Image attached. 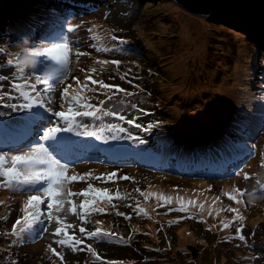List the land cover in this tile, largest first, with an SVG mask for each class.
<instances>
[{"label":"rangeland","instance_id":"rangeland-1","mask_svg":"<svg viewBox=\"0 0 264 264\" xmlns=\"http://www.w3.org/2000/svg\"><path fill=\"white\" fill-rule=\"evenodd\" d=\"M58 1L49 0L45 4L44 0H0V12L4 8L2 5L6 2L19 9L18 13H15L16 9H6L5 14L1 12L0 28L11 19H15L12 24L17 23V27L10 25L11 29L8 32L10 34L17 33L22 30L28 20L29 12L26 9L27 4L38 3L43 9L44 6L58 9L59 7L53 6ZM105 1L107 0H101L102 3ZM63 2L64 8L60 9L59 14L53 12L51 15L44 12L41 20V23L51 25L49 20L46 21L44 19L45 15L52 18L58 16L62 20L67 19L63 36L59 38L54 35L60 30V28L55 27L56 29L52 36H48L39 45V51L42 52L44 48L50 47L52 44L65 43L66 39H70L71 33L74 35L81 34L83 37H86L73 42L77 47H79L81 41H85L87 38L88 45H90L87 50L76 49L72 51L71 64L67 66V69L69 68L68 73L64 76L65 82L71 84L70 77L82 73L83 65L84 73L81 76L72 78L73 84L85 81L100 96L104 95L105 88L99 84H92L91 80L88 79L89 77L102 81L105 84L119 86L125 80L124 67H126L129 69L127 71L128 79L130 81L137 80L140 73L136 69L138 66L131 59L137 58L139 55L133 51H129L124 42L120 49L108 52V47L124 41L129 36L133 37L132 41L142 37L149 47L148 55L151 56L149 60L153 61L156 59L159 64H164L160 75L157 77L155 86L160 85L163 88H167V91H165L167 102L162 103V105L167 110L165 113L168 122H175L182 113V110H174L176 102H192L196 108H199L218 91L224 77L231 75L234 78L236 71L241 68V66L237 69L234 67L238 54H242L241 65L248 63L245 53L250 51L251 47L247 45L248 37L243 36L246 35V32H242L239 27H244L247 31L248 28L237 22H232L230 19H239L232 17V12L223 13L222 15H200L194 10L185 9L173 0H108V4L113 9L115 8L112 17H109V10H96V7L86 11L82 17H78L72 12L73 4L71 0H63ZM77 3L81 7V0H77ZM147 3L151 5H147ZM18 5L22 6L17 8ZM154 6H159L168 16L163 17L161 12L157 11L158 8L155 9ZM180 12H184L185 14L188 12L192 18H201L204 22L206 21L211 24L212 29L216 27L221 28L222 32H218V34L224 39L228 38L232 43L231 49L221 50V53L209 58V62L212 63L211 68H208L206 65L208 58L199 59L200 55L203 56L202 53L199 55L193 49L187 50L184 46L185 44H183L184 40L180 29L179 35L176 33L178 29L172 23L174 19L180 17ZM8 13L9 16L4 19ZM157 13L161 16L159 17ZM143 18L147 20L145 26L136 23ZM111 22L118 25H112ZM119 25H122L124 28ZM135 28L139 32H135ZM125 31L127 34H125ZM251 45L253 46V43ZM95 47L94 51L86 52L93 50ZM192 47L195 48L194 46ZM175 48H177L176 53L172 57H168L173 52L172 49ZM0 49L4 57H8V59L0 63V69H3L10 65L11 58L9 57L8 45L1 44ZM162 49L168 51L163 52ZM78 53L82 54L77 55ZM90 55L93 56L92 61ZM69 58L70 55H68L67 60ZM182 60L188 61L189 68L194 69V75L198 83L195 88L189 90L183 89L180 87V80L176 79L181 73L174 68V62ZM117 61L119 63H115ZM54 62L60 64L55 60ZM201 70L209 72L208 78L203 80L206 84H202L197 76V72H201ZM9 76L11 88L18 90L16 86L17 71H11ZM192 77L193 75L189 74L188 80H191ZM0 78H2L0 79L1 82L5 76L0 74ZM173 88L176 89L173 90ZM235 88L237 90L238 87L236 86ZM109 89L116 90L115 88ZM29 97L31 98L32 96ZM198 99H202V101ZM121 111L125 112V110ZM139 175L137 183L143 187L146 175ZM159 180H163L168 184H178L179 186L189 183L185 179L167 180L159 178ZM253 184V178H246L243 180L238 179L230 185L231 190H238V192L244 193V197L240 198L232 195V193H227L225 190L214 191L218 195L221 193L229 195V201L222 203V210H217V215L211 214L206 209L207 206L213 204V201L210 198L201 197L188 199L186 211L185 209H181L184 211L175 210L177 209L176 206L171 207L168 204V208L173 211H170L167 220H162L156 214L149 211L143 214L136 213L126 220L130 222L135 218H145L150 222L151 226L133 234L132 239L134 242L129 245L130 247H124L121 244L118 245L119 249L112 246L105 248V246L110 244L109 241L98 239L95 242L102 245L104 249L87 246L80 250L81 254H77L72 248L71 258H67L65 253L57 248L56 244L46 247L40 244L24 250H18L16 247L17 250L11 255L19 257V259L23 260V263H14L11 260L8 263H4L6 253L11 251L3 250V254L0 251V264H264V198L253 199L248 193ZM188 187L199 188L204 194H208L211 191L207 190L205 184L199 181H192ZM215 188L218 189L220 187ZM240 189L243 191H240ZM10 191L14 195V191L11 188ZM10 191H4L7 193V197L5 201L0 200L2 205L0 212L8 211V203L11 202L12 197ZM52 215L53 219L48 220V237H51L50 241L61 237V239L66 241L64 245H60L65 250L69 249L70 244L83 245L86 242L85 232L81 233L77 229L78 227H76V218L59 217L56 214ZM155 220L160 221L162 224L159 227H154ZM123 221V215L115 217V222L119 225H122ZM225 223L229 225L228 228L223 227ZM56 227L64 229V232L60 236L52 235ZM4 229L0 223V245L10 234V231L4 233ZM125 231L121 230V232ZM180 231H183L184 235L190 239L184 247H182L179 238ZM117 232L113 230V233ZM240 235H243L245 239L241 240L239 238Z\"/></svg>","mask_w":264,"mask_h":264},{"label":"clouds","instance_id":"clouds-1","mask_svg":"<svg viewBox=\"0 0 264 264\" xmlns=\"http://www.w3.org/2000/svg\"><path fill=\"white\" fill-rule=\"evenodd\" d=\"M71 3L74 4V6H77L79 8H82V6H92V7H96V8L99 7L102 9H106L109 11L111 9H113V7L108 4V0L103 2V3L101 2V0H81V7L78 5L77 0L71 1ZM29 4H27V6ZM22 5H20V6H22ZM20 6H17V8H19ZM14 9H16V8H13L12 10H14ZM18 10L19 9H16L15 13H18L17 12ZM9 13L4 17V19L7 16H9ZM222 14L223 13L218 14V15H222ZM112 15H113V11L109 12V17H112ZM187 15L190 16V14L188 12H187ZM231 15H232V17H237L239 19L243 15L246 17H250V18H258V19L260 18V16H253V15L249 16L245 12H232ZM181 17H182V15L180 14L179 18H181ZM239 19H237V20H239ZM233 20H235V19H233ZM14 24L16 26L18 25L17 23H14ZM111 24L112 25H118V24L112 23V22H111ZM119 26H122V25H119ZM134 27H135V24H134ZM127 29H129V28H127ZM134 31L139 32L138 30H136V28L134 29ZM248 31L250 32V37L247 34L243 35L245 37H248L247 45L249 47H251V50L245 53L246 54V60L248 63L242 64V65L239 64V66H241L240 70L236 71V75L234 78H232V76L230 75V81H229V83L231 85L234 83L233 86L238 87L236 90L237 91L236 101H235V104L231 110L232 114L234 115L235 118H232V115H231L228 118V120L222 126L217 127L214 131H212L210 133L202 134V135H198V136H193V137H188V136L175 137L173 135H170L166 131V127H165L166 123L168 121L166 120V118H162V114H161V116L158 115V110L156 109L157 103L153 102V100L151 98V93H150L153 88L159 87L163 91H164V88L160 85L155 86V82L157 81V79L153 83L152 87H147L145 85L146 81L142 82V84L144 85L141 89L142 96L149 100L148 107H149V111H150V121H152L153 119H156L160 122V124L162 126V136L156 142L152 143V145H154V148L149 147L150 152L156 153L158 155V157H160L162 159V163L159 164L157 162H154L156 165L155 169L141 168L140 174L146 175L144 178V186L143 187L148 186V185L150 186L151 184L152 185L157 184L156 181H152L150 179L151 177L149 174H155L158 176L160 175V179H167V180H169V179H175V180L185 179V180L189 181L188 184L183 185V186H179L178 184H174V185L168 184L165 181H164L165 183H158V184H161V186L158 187V189H157L159 191V193L157 194V201L165 200L163 202V206H162V213H164V214H169L170 211H173L172 209L168 208L169 207L168 204L171 205V207L176 206L177 209H175V210L180 211V209H181L180 198L182 197L183 192H185L186 187H188V185L192 181H198V179H192L193 178L192 176H185L184 177V176H180L178 174H173L168 169V168H171L173 163L175 162V160L178 157H180L179 155H181L180 158L182 160L186 161V162L182 161L181 165H187L194 171L197 170L199 176H208V175H211V173H216V171L220 170V168H221L222 164L224 163V161L226 160V158L234 156V158L236 159L235 156H238L239 153L245 148L244 142H242L241 140H238L239 138L235 134V130H236L235 125H237L240 122H245V125L247 128H252L253 121L256 118L255 116H260L261 118H264V74H263V71H264V54H263L264 53V40L262 41L260 39L259 34L256 31L252 30L251 28H248ZM125 34H127L126 31H125ZM132 38H133L132 36H129L124 40V42L129 40L131 43L134 42L136 44H143V46H144L143 50H139L138 46H135L133 49V52H135L139 55L138 56L139 59L132 58L131 60L134 61L137 65V63H140L141 61L144 60V56H147V55H145V52L147 51V54H148L149 47L147 46V44L145 43V41L142 37L136 38L133 41L131 40ZM251 43H253V46L251 45ZM259 45L263 46V49H262L263 52L261 51L260 53H257V55L255 56V53L257 52V50L259 51V49L256 47ZM167 51L168 50H166V52ZM239 55H241V57H242V54H238L237 56H239ZM253 60H254V63H252ZM234 66H235V64H234ZM250 67L254 68V71L252 72V74H250L248 71V69ZM137 68L140 69L139 67H137ZM162 69H163V67H162ZM145 73L146 72H144V73L142 72V73H140V75L145 74ZM250 82H252V83H250ZM221 86L223 87V82H222ZM244 88H246L248 91H245ZM164 94H165V91H164ZM210 100H213V98L210 97ZM161 105H162V103H161ZM168 123H171V122H168ZM225 125L229 126L228 128H226L229 131H224ZM232 129H234V130H232ZM241 134H243V133H241ZM261 135L264 138V126L255 135V137H257V136L261 137ZM224 137L227 138L226 139V153L222 157H220L218 159V161H216L215 163H211V160H213L214 158L209 157L205 153L206 149L204 148V143H206V145H207L206 148L210 147L211 149H216L220 146L218 139L224 138ZM184 146L187 147L188 149H190L191 151L195 150V155L193 157H190L187 154H184L182 151V148ZM206 164H209L211 166V168L208 170L204 169L203 165H206ZM218 167H219V170H216ZM228 167H231V165H228ZM197 171H196V173H197ZM130 174H131L130 178L125 179L127 183H130L132 173H130ZM138 176H140V175H138ZM137 179L134 182L135 186H139V184L137 183ZM199 182H203L206 186V189L211 190L213 188L216 180L207 179V181L202 180ZM167 186L172 188L171 193L167 192V190H166ZM195 189H199V188H195ZM221 190H225L227 193L234 192V190H231L230 185L222 186ZM129 192H131V191H129ZM219 195L221 197L223 194L221 193ZM150 200H152V198ZM121 201L123 203L122 208H126L127 210H130V207L123 200H121ZM18 247H19V244L17 245V248ZM28 248H31V246H24V247L19 248L18 250H24V249H28ZM16 258H17L18 262L23 263V260L19 259V257H16Z\"/></svg>","mask_w":264,"mask_h":264},{"label":"bare ground","instance_id":"bare-ground-1","mask_svg":"<svg viewBox=\"0 0 264 264\" xmlns=\"http://www.w3.org/2000/svg\"><path fill=\"white\" fill-rule=\"evenodd\" d=\"M15 1V0H12ZM3 7L8 6L7 2L5 4L2 5ZM53 6L56 7H62L63 6V2H58L55 3ZM115 10L111 9L109 12ZM182 14V17L174 20L172 25L173 26H177L180 29L182 38L184 40V44L187 46H194L195 49L197 51L200 50V52L203 55L206 54H218L221 53V50H226V49H231L232 48V43L230 42V40L228 38L224 39L223 37H221L218 32H222L221 28H211V24H209L208 22H204L201 18H192L190 16H188L187 14H185L184 12H180ZM222 13H227V12H222ZM34 15L33 11L29 12V15L27 17V19L30 21L32 19V16ZM232 22L234 21L233 19H230ZM240 23L241 25L247 26L248 28H257V32L259 34H264V19L263 18H250V17H246V16H241L240 17ZM239 29L242 32H246V34L250 37V32L247 31L244 27H239ZM228 32V31H225ZM86 38V37H85ZM10 39V38H8ZM43 40H45V38H42ZM263 39V37H262ZM11 40V39H10ZM118 45V43H117ZM136 46H138L139 50H143L144 46L143 44H135ZM90 45H88V39H85V41H81L79 43V49L80 50H87L89 48ZM258 48V46L256 47ZM96 49V47H95ZM261 51H258L255 53V56L257 55V53H260ZM263 55V54H262ZM261 56V55H260ZM90 57H93L92 55H90ZM144 60L147 62V56H144ZM242 61L241 59V55L238 56V58L236 59V63H235V68L237 69L239 67L240 62ZM185 63H189L188 61H185ZM252 63H254V60L252 61ZM184 67V65L182 66ZM65 67L64 66H60L58 69L59 70H63ZM249 73L252 74V72L254 71L253 67H250L248 69ZM45 80H48V82L51 84L54 82L55 79H50L49 77H44ZM226 80L230 81V76H226ZM234 84V83H233ZM232 84V86H233ZM227 91L226 88L224 87H220V92L222 91ZM166 97V96H165ZM135 100V98L132 96L130 97V101L133 102ZM163 111L166 112L167 110L163 108ZM136 113L135 110L131 109L130 114H129V119L133 121V123L129 124L127 123L126 120H122L120 122V126L124 127V128H133L136 132L142 130L141 127L140 128H136L135 124H138L136 117H135ZM117 116H121V112L117 113ZM46 124V121L43 120V122H40V120H37L35 122H32L29 124V129L24 132V129L26 128V126H22L18 131H13V132H8V131H0V146L1 147H7V148H11V147H26L29 144H34L35 142L38 141H42V129L44 127V125ZM101 124V123H100ZM264 126V118H255L252 124V128H247L245 125V122H240L237 125H235L236 130H235V134L236 136H238V140H241L242 142H244L245 148L239 153V155L236 157L242 164L248 165L249 161L252 158V145L251 142L253 140V138L255 137V135L262 129V127ZM228 125H225V129L224 131H229ZM243 133V134H241ZM237 138V137H236ZM240 141V142H241ZM18 143V145H17ZM54 148H56L57 150V154L54 152L53 154L56 155L60 160H63L64 162L66 161V159L68 158L67 155L64 153V151L57 145L54 144L53 146ZM79 148L82 149V152L84 155L87 156H91L94 157L98 160L104 159V150L95 144H88V145H78ZM77 148V147H75ZM205 153L211 157L214 158L213 160H211V163H215L216 161H218V159L220 157H222L224 154L222 153H218L215 149H211L210 147L206 148ZM137 157H135V159L131 162V165H134L137 161ZM260 166V163H257L256 166L254 167V170H257ZM177 170L180 172H184L190 176H194V177H198L196 176L197 173H195L194 170H192L189 166L187 165H178ZM203 168L208 170L209 167L206 165H203ZM197 171V170H196ZM141 172V168L140 167H135L134 169H132V177L130 179V183H127L125 179H121L120 177H123V175H120L119 179H118V187H109V188H104L102 186H98L95 190H94V196L99 198L103 192V190L107 189V191H111L113 193L118 192V191H122L123 193L127 192V191H131L132 194H144L146 196H148V198H152L154 197L153 191L155 189H157L156 187H152L151 185L146 186V187H141V186H135L134 182L136 181L138 175ZM102 174H104L103 172H100ZM229 173V169L226 167H223L220 171V176H222V178H224L227 174ZM219 174V173H218ZM150 175V179L152 181H156L157 183H165L163 180H159L160 175H155V174H149ZM258 174H254L252 176L247 177V179H257L258 178ZM202 180L207 181L206 177L203 176ZM234 180V177L231 179ZM100 190V191H97ZM167 192L171 193L172 192V188L167 186L166 187ZM190 188L186 187L185 192H189ZM7 197V193L4 191H0V200L5 201ZM206 198H210V197H206ZM221 199L219 200H223L228 202L229 201V195H222L220 197ZM213 203L214 200L212 198H210ZM165 200H162V202H164ZM213 204L207 206V208L209 210H211L212 212L214 211L213 209ZM216 212V211H214ZM166 217H168V214L166 215ZM78 219L80 220H84L87 219V215H83L78 217ZM32 232L29 231L26 236L29 237L31 236ZM185 233L183 231H180V241H181V245L182 247L186 246V244L189 242V238L186 237L184 235ZM21 238H24L21 236ZM109 247V246H107ZM32 248V246H31Z\"/></svg>","mask_w":264,"mask_h":264},{"label":"snow or ice","instance_id":"snow-or-ice-1","mask_svg":"<svg viewBox=\"0 0 264 264\" xmlns=\"http://www.w3.org/2000/svg\"><path fill=\"white\" fill-rule=\"evenodd\" d=\"M65 39V38H62ZM82 53H78L77 55H81ZM34 55H39L42 59L44 57H49L50 60H55L57 63L63 64L67 61V57L69 55V49L68 44L65 43H59V44H52L50 47L44 48L42 52L34 53ZM42 62V61H41ZM115 63H119L118 61ZM36 71H40L41 67L38 66ZM2 79V78H0ZM88 79L91 80L92 84H99L103 88H115L117 92H122L123 89H120L118 85H109L105 84L102 81H97L89 77ZM44 83L47 85V88L45 90H48L52 87V85L48 82V80H45ZM14 87H16L14 85ZM29 87L35 89L36 85L32 84L29 85ZM64 96L67 97L68 95V88H65L63 90ZM26 101L23 104L16 105L13 104L11 107L17 108V109H24V110H30L35 108H44V102L41 99H35L34 97H28L27 94H25ZM110 99V98H109ZM34 101V102H33ZM47 112H51V108L46 109ZM105 115H117L116 112H106ZM55 116L59 117L60 119L65 121V124L67 125H57L55 127H49L47 128V131L42 134V139L51 141L48 146H46L44 143L37 142L35 147H32L29 145V151L27 152H21L18 155L11 156V162L12 166L10 168H3V171L0 172V175H4L8 177V182L11 183L12 181H15L17 185L21 187V190L24 191H32V192H39L41 189L43 190V193L47 195V197L50 198V203H46L45 200L41 198L40 195H31L28 197V202L25 205L24 211L27 216L30 217V221H25L26 224L36 223L41 219V214L39 212V206L44 204L46 205V209H52L55 207L57 211H60L62 207V201L59 199L60 196V189L63 187V183L66 180L76 181L77 179L83 180L85 177L73 174L70 177L66 176L65 173L68 169V165L65 163H61L60 159H57L56 155H53L55 152L57 154L56 148L53 147V145H59L61 143V137H58V133H67L72 132L74 130V125L77 124V118L81 115L83 116H89L94 117L96 116L95 111H75L71 108L68 109L67 112L59 111L54 113ZM36 117L40 119V122H43V117L40 116L39 113L35 114ZM120 119H124L123 116H120ZM127 123L131 124L133 121L128 120ZM80 127L85 128V131L79 132L78 135L82 136H95V132H89L87 131V125H79ZM136 128H140V124H135ZM154 127L153 125H148L147 128H144V131H150ZM108 128L114 132L118 133H124L128 132V130L124 127H121L118 124H110L108 125ZM113 140L117 139H133L138 141L139 143H144L142 139L139 137H133L130 132H128V135L125 137H121L119 135H112L110 137ZM51 148V150H50ZM8 155L6 152H0V167H2L5 157ZM58 155V154H57ZM18 166H27L28 168L32 169V171L29 172H23L18 170ZM118 174L116 172L108 174V179L111 180L112 177L117 176ZM121 179H129L127 176L120 177ZM247 178V176H246ZM45 182L47 183V186H45ZM91 188V185H89ZM100 191V190H97ZM107 191V189L103 190ZM86 194V193H85ZM65 195H71V193H65ZM111 199V198H109ZM235 199V197H233ZM170 202V201H169ZM31 207L35 209L34 212H28L27 209ZM202 207V206H201ZM187 209H185L186 211ZM73 212H75V209H73ZM49 220L53 219V215L51 211H46L44 213ZM121 215H124L123 213ZM242 218V217H241ZM58 219V218H57ZM20 221L17 220V224H19ZM224 228H228V224L223 225ZM81 233L85 232V229L81 227L79 229ZM64 232V229L61 227H56L55 231L52 233L53 236H60ZM99 234V229L95 233H88L89 236H97ZM107 235V234H105ZM241 240H244L245 237L243 235H240L239 237ZM79 242V241H78ZM60 245H64L66 241L64 239H60L57 241ZM53 251H55L53 249ZM59 255V253H57Z\"/></svg>","mask_w":264,"mask_h":264},{"label":"trees","instance_id":"trees-1","mask_svg":"<svg viewBox=\"0 0 264 264\" xmlns=\"http://www.w3.org/2000/svg\"><path fill=\"white\" fill-rule=\"evenodd\" d=\"M7 5L8 6H5L4 8L1 9V12L4 14L6 12V9L9 10V9L15 8L13 5H10V4H7ZM148 5H151V4H148ZM154 7H155V9L158 8L157 11H160L161 15L163 17H166V15L168 16V14L164 13L159 8V6H154ZM1 12H0V14H1ZM158 15H159V17L161 16L160 14H158ZM177 19H179V18H176L174 20H177ZM239 20H234L233 22H237V23L241 24ZM146 21L147 20H145L143 18L142 20H139L136 23L142 24L145 26ZM176 29H178V32L176 30V33L179 35V28L177 26H176ZM251 29L257 32L256 27L251 28ZM259 36H260V39L263 41L264 40V34H259ZM262 37H263V39H262ZM176 46L179 47L178 45H176ZM184 46L187 48V50L193 49V51L198 53L199 55L201 53L200 50L197 51L192 46H190V47L187 45H184ZM258 49H259V51L263 52V50H262L263 46L262 45H259ZM172 50H173V52L170 55H168V57H172L176 53L175 51L177 50V48L172 49ZM162 51L166 52L165 49H162ZM145 55H148L147 51L145 52ZM212 56H214V54H206L203 56L200 55L199 59L202 60L203 58H208V62L206 63V65L208 68H211L212 63L209 62V60H210L209 58H211ZM149 59H151V56L148 55L147 56V62L145 60H143L140 63H137V66L140 69L144 70L146 72V75L150 76L146 80L145 85L147 87H152L153 83L157 79V76L160 75V71L162 70V67L164 66V64H158L159 62L156 59L153 61H150ZM183 65H184V67H182ZM174 68L181 73V75L176 77V79L180 80V82H181L180 87H182L183 89L189 90L191 88H195L198 85V83L196 82L195 75H194V69L189 68L188 63H185L184 60L175 61L174 62ZM189 74L193 75L191 80H188ZM197 76H198V78L202 84H206L205 82H203V80L208 78L209 72H207L205 70H201V72H197ZM222 82H223V87L226 88L227 91L224 90V91L220 92V88H219L218 91H216L213 94V96H212L213 100H210V98H208L204 102V104L199 108H196L192 102H185V103L176 102L174 110L175 111L182 110V113L179 115L178 119L175 122H171V123L167 122L166 123V126H165L166 131L170 135H173L175 137H180V136L193 137V136H198V135L210 133V132L214 131L217 127L222 126L228 120V118L232 115L231 110L235 104L236 93H237L235 87L232 86L229 83V81L226 80V77H224L222 79ZM175 89L176 88H173V90H175ZM164 91H167L166 87L164 88ZM164 91L161 90L159 87H157V88H153L150 92L153 102L160 104V105H158L159 106L158 115L161 116V113H162V118H166V114L163 113V111H161L163 109V105H161V103L167 102V100L165 98ZM198 100L202 101V99H198ZM179 156L181 157V155H179ZM146 206H153L152 201L151 200L148 201ZM146 206H144L142 209L143 210L146 209ZM130 209H131V207H130ZM125 212H127V211H125ZM127 213H129V212H127ZM106 222L110 226H115V224H116L113 220H106ZM134 225L136 227V230L138 231L139 229H141L140 227L146 226L147 222L140 221L139 219H136V222Z\"/></svg>","mask_w":264,"mask_h":264},{"label":"water","instance_id":"water-1","mask_svg":"<svg viewBox=\"0 0 264 264\" xmlns=\"http://www.w3.org/2000/svg\"><path fill=\"white\" fill-rule=\"evenodd\" d=\"M185 9L200 15H218L222 12H245L264 19V0H173ZM73 91L77 90L73 88Z\"/></svg>","mask_w":264,"mask_h":264}]
</instances>
